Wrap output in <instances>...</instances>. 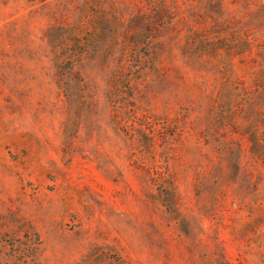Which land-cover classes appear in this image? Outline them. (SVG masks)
<instances>
[{
	"label": "rangeland",
	"instance_id": "374dc122",
	"mask_svg": "<svg viewBox=\"0 0 264 264\" xmlns=\"http://www.w3.org/2000/svg\"><path fill=\"white\" fill-rule=\"evenodd\" d=\"M0 264H264V0H0Z\"/></svg>",
	"mask_w": 264,
	"mask_h": 264
}]
</instances>
